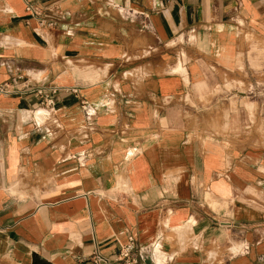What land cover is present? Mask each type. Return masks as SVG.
I'll return each instance as SVG.
<instances>
[{
	"label": "crops",
	"instance_id": "obj_1",
	"mask_svg": "<svg viewBox=\"0 0 264 264\" xmlns=\"http://www.w3.org/2000/svg\"><path fill=\"white\" fill-rule=\"evenodd\" d=\"M19 74L77 93L0 94V264H264V0H0Z\"/></svg>",
	"mask_w": 264,
	"mask_h": 264
},
{
	"label": "built area",
	"instance_id": "obj_2",
	"mask_svg": "<svg viewBox=\"0 0 264 264\" xmlns=\"http://www.w3.org/2000/svg\"><path fill=\"white\" fill-rule=\"evenodd\" d=\"M26 9L32 14V16L39 20L42 26L46 24L45 21L39 17L40 15L38 11L32 4L28 3ZM47 25H51V23ZM62 91L67 93H77L76 88L62 90L57 86L47 84L35 86L24 74H19L15 79L0 82V94L2 95L10 96L31 94L36 96L39 102L38 112L43 115H49L50 112L53 111L54 107L56 106L57 98ZM133 247L134 243L131 240L124 248L121 249L117 259L114 260H112L111 257L102 256L97 252L93 256V262L95 264H109L116 261L118 264H135V258L132 256Z\"/></svg>",
	"mask_w": 264,
	"mask_h": 264
}]
</instances>
